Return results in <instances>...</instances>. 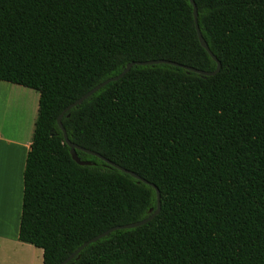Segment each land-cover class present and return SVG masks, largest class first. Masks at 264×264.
I'll return each mask as SVG.
<instances>
[{
	"label": "trees",
	"instance_id": "trees-1",
	"mask_svg": "<svg viewBox=\"0 0 264 264\" xmlns=\"http://www.w3.org/2000/svg\"><path fill=\"white\" fill-rule=\"evenodd\" d=\"M214 76L133 65L61 118L70 143L153 184L160 212L66 264H264V0H193ZM212 72L189 0H0V81L38 92L18 241L62 264L156 192L75 150L56 119L133 62Z\"/></svg>",
	"mask_w": 264,
	"mask_h": 264
},
{
	"label": "crops",
	"instance_id": "crops-1",
	"mask_svg": "<svg viewBox=\"0 0 264 264\" xmlns=\"http://www.w3.org/2000/svg\"><path fill=\"white\" fill-rule=\"evenodd\" d=\"M29 90L0 81V264H42V250L17 239L25 160L32 142L39 99V94L34 96ZM13 93L32 98L35 107L29 124L27 103L20 97L25 104L17 107V100L9 97Z\"/></svg>",
	"mask_w": 264,
	"mask_h": 264
},
{
	"label": "water",
	"instance_id": "water-1",
	"mask_svg": "<svg viewBox=\"0 0 264 264\" xmlns=\"http://www.w3.org/2000/svg\"><path fill=\"white\" fill-rule=\"evenodd\" d=\"M189 1H190V3L193 6V17H194L195 29H196L198 41H199L200 45L202 46V48H204L205 51L210 55V57L216 62V68H215L214 71H212V72L198 71V70H196L194 68H190V67H186V66H180V65L174 64L172 62H165V61H147V62H137V63L131 62V63H129V64L126 65V67L124 68V70L118 76H115L113 78H110L108 80H105L104 82L100 83L99 85L95 86L90 91H88L87 93H85L83 96H81L75 102H73L72 104H70L69 106H67L59 114V116L56 119L57 126L62 131L64 141L67 144V146L70 148L71 157H72V159L76 163H78L79 165H88V163L80 162L77 159V157H76L75 150L83 151L86 154H89V155H92V156H95V157L99 158L100 160H102L103 162H105L106 164H108L109 166H111V167H113V168H115V169H117V170H119V171H121V172H123L125 174L130 175L131 177L135 178L136 180H138L140 182H143L144 184H146V185L150 186L151 188H153L155 190V192H156V208L154 210L150 211V215L147 218H145L144 220H141L139 222L132 223V224H127V225H123V226H118V227L110 228L109 230H107V231H105V232H103V233L95 236L94 238L88 240L87 242L83 243L80 247H78L66 260H64V262L62 264H66V263L70 262L72 259H74L79 254V252L82 249H84L90 243L96 242L97 240H99V239L107 236L108 234H110L111 232H113L115 230L132 229V228H136V227H140L142 225H145L146 223H148L151 220H153L159 214V212H160V195H159V191L157 190V188L153 184H150L147 181L141 179L135 173L130 172V171L126 170V169H123L120 166H118V165L110 162L109 160L103 158L99 154H96V153H94V152H92L90 150H86V149L80 148V147H78V146L70 143L69 140H68V138H67V136H66L65 130H64L63 126H62L61 118L70 109H72V108L80 105L84 100H86L88 97H90L91 95H93L94 93H96L99 89H101L102 87H104L108 83L115 82V81H118L119 79H121L125 74H127L129 72V70L132 68L133 65H141V66H143V65H155V64H160V63H166V64H169V65L179 66V67H181L183 69H186L188 71L197 73V74H199L201 76H204V77L205 76H214V75H216L218 73L219 69H220V63L216 60L215 56L210 52V50H209L206 42L202 38V36L200 34V31H199V28H198V25H197V11H196L195 4H194L193 0H189Z\"/></svg>",
	"mask_w": 264,
	"mask_h": 264
},
{
	"label": "rangeland",
	"instance_id": "rangeland-1",
	"mask_svg": "<svg viewBox=\"0 0 264 264\" xmlns=\"http://www.w3.org/2000/svg\"><path fill=\"white\" fill-rule=\"evenodd\" d=\"M28 92H31V94H33L34 96H36L38 93L36 92V91H33V90H29ZM16 95H18L19 97H17ZM16 95H15V93H13V94H10L9 95V97L10 98H12V99H15V100H17L16 102V104H17V107H19V105H20V103H21V105L23 106L25 103H27V106L29 107V108H27V115H26V119H27V117H28V122H27V124H29L30 123V121L32 120V117H33V115H34V107H35V105L33 104V100H32V98H30V97H24L23 95H21V94H19V93H16ZM38 96V95H37ZM20 97H22L24 100V102L25 103H23V101H20ZM19 100V101H18ZM15 102V101H14ZM26 106V107H27ZM2 109H4V108H2ZM18 109V108H17ZM36 115V114H35ZM13 117H14V115H13Z\"/></svg>",
	"mask_w": 264,
	"mask_h": 264
},
{
	"label": "bare ground",
	"instance_id": "bare-ground-1",
	"mask_svg": "<svg viewBox=\"0 0 264 264\" xmlns=\"http://www.w3.org/2000/svg\"><path fill=\"white\" fill-rule=\"evenodd\" d=\"M6 254V253H5ZM3 255V254H2ZM6 256H7V254H6ZM3 257V256H2ZM4 258V257H3ZM3 258H2V260H3ZM7 258V257H6Z\"/></svg>",
	"mask_w": 264,
	"mask_h": 264
}]
</instances>
